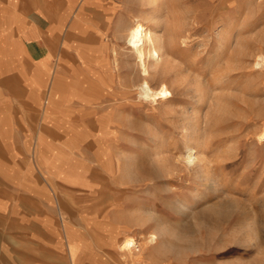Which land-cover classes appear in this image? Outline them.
Segmentation results:
<instances>
[{
    "label": "rangeland",
    "instance_id": "obj_1",
    "mask_svg": "<svg viewBox=\"0 0 264 264\" xmlns=\"http://www.w3.org/2000/svg\"><path fill=\"white\" fill-rule=\"evenodd\" d=\"M173 1L160 0L165 19L158 31L168 44L171 20L177 17L184 21L182 36L174 43L177 63L152 69L150 78L154 87L163 81L171 83L172 95L154 103L139 99V68L123 34L116 30L120 20L130 24L136 16L147 18L154 4L149 0H124L126 8L110 15L103 57L97 58L101 66L99 62L105 61L103 81L108 85L102 89L101 99L91 106L115 118L109 141L116 142L117 160L111 155L110 174L106 169L95 170L93 183L77 190L78 200L63 201L62 206L105 215L101 217L105 219L103 224L118 233V245L127 234L143 243L160 224L166 226L155 247L143 243L145 246L135 248L130 258L117 255L122 264H264V143L256 142L264 124V66H254L258 56L264 54V0ZM146 21L154 27V21ZM230 28L232 39L226 56L238 67L231 78L236 97L230 98L228 110L219 113L204 105L201 121L208 146L196 148L197 158L190 163L183 159L187 155L185 145L195 141L189 137L184 141L182 126L191 121L197 100L192 71L208 67L209 56L217 55L220 36L227 35ZM178 63L192 74L179 73V80H175ZM189 64L194 66L192 70ZM244 70L250 72L244 74ZM156 149L167 155L182 152L178 157L182 158L184 174L168 182L161 172H144ZM114 163L118 168L114 169ZM135 163L131 177H124L122 170ZM139 164H143L141 169ZM198 188L202 203L195 204L192 198ZM178 199L192 205L190 211L179 210L175 204ZM215 202L229 211L227 216L200 213Z\"/></svg>",
    "mask_w": 264,
    "mask_h": 264
},
{
    "label": "crops",
    "instance_id": "obj_2",
    "mask_svg": "<svg viewBox=\"0 0 264 264\" xmlns=\"http://www.w3.org/2000/svg\"><path fill=\"white\" fill-rule=\"evenodd\" d=\"M123 8L0 0V264H122L105 215L62 202L117 160L115 118L91 104L108 85L97 64L105 26Z\"/></svg>",
    "mask_w": 264,
    "mask_h": 264
},
{
    "label": "bare ground",
    "instance_id": "obj_3",
    "mask_svg": "<svg viewBox=\"0 0 264 264\" xmlns=\"http://www.w3.org/2000/svg\"><path fill=\"white\" fill-rule=\"evenodd\" d=\"M159 2H160V0H149V3L154 4V7H152V9L150 10L151 14L149 16H147V18L141 17V16H136L133 18V20L130 24H126L120 20L116 26L117 33L123 34V37L126 41L125 44H127L128 50L130 51L131 55L134 56L136 63L138 65V68H139L141 80L137 85L138 86V97L141 101L148 102V103H152V102L154 103L155 101H157L158 98H162V100L168 99L172 95V91H171L170 85H169L171 83H167L166 81H163L160 84L158 83L159 85L157 87H154L150 82V78L152 76V69H155V68L158 69L159 66L161 67L165 63L170 64L172 66L174 65L173 62H175V59H176L175 55L177 52V47H176L177 44H174V43H175V41H177V38L182 34L181 32L183 31V28H184V21L181 20L180 18L174 17L171 20L172 21V23H171L172 24V27H171L172 32L169 36L168 44H166L167 41L164 40V35H162L158 31V26L165 19L163 17L162 6ZM172 2H174V1L172 0ZM144 3H146V2L144 1ZM175 3H177V2H175ZM171 4H174V3H171ZM146 19H148L149 21H154V24H153L154 27H152V25L147 24ZM227 32H228L227 35H221L220 34L221 36L219 39V47L217 49V55L213 56V57L209 56V58H208L209 61L207 64L208 67H206V69L203 68L200 70V69L196 68L197 70H195V69L191 68L194 66H191L189 64V70L190 69L194 70V72L192 71V73H193L194 79H195L194 82H195V88H196L195 90L197 92V100H196V103L193 104L194 113L192 115L193 117L190 116L192 118V119H190L191 121L187 120V122H185L184 125L182 126L183 127V135L182 136H183L184 141L187 140L188 137H189V139H193L195 141L194 143H188L185 145V148H186L185 150H187V155H185L184 157L182 156V157H183V159L184 158L187 159L188 162L197 158L196 148H199V146L200 147H207L208 146V141H207L205 135L203 134V129L205 130V127L202 126V121H201V119H202L201 111L203 110L204 105L207 104V105L211 106L212 108L215 109L214 110L215 113H219V112H222V111L227 109L228 104L231 102L230 98L236 97V93L233 89V86L231 85V78L236 73L238 67L235 66L234 63H232L229 56H226V49H228L230 47V42L232 39V28H230L229 31H227ZM181 36H180V38H181ZM175 63H177V62H175ZM254 66L255 67L256 66L257 67L258 66H264V54L261 53L258 56V58L255 61ZM184 68H185V66H184ZM184 68H183V66H181V64H179V63L177 64L178 73H176V77L174 78L175 80H179V73L181 74L183 72H186L187 74H190V75L192 74L191 72L187 71ZM249 72H250V70H244L243 71L244 74L249 73ZM166 73H167V71H166ZM242 100L244 102L248 103V101L245 97H243ZM260 111H262V110H260ZM257 113H259V112H257ZM173 132L177 133V130H174ZM256 140H257L256 141L257 144H263L264 143L263 142L264 141V124H263V126L260 130V133L258 134ZM181 154H182V152H181ZM181 154H178V155H181ZM178 155L177 156H176V154L167 155L165 151H158L157 150V153L155 154V156H153L151 158V160H150L151 162L148 163L147 166L143 167L144 172H148L149 175L152 173H155V172H156V174L161 172L160 174H163L164 176H166V178L168 177V182L172 181L174 179L175 175L177 176L179 174H184V172L181 173V171L183 170L182 169L183 167L181 168V166L183 165V164H181V163H183V162H181L182 158L178 157ZM176 157H178L177 158V161H179L178 163L176 162ZM142 165L139 164L138 167L141 169ZM135 169H136V163L132 164L131 166L129 165L122 170V175L124 177L129 178V177H131V175L133 174ZM183 171H185V170H183ZM183 177H184V175H183ZM185 177H186V175H185ZM176 178H178V177H176ZM180 178H182V177H180ZM201 184H203V182ZM214 185H216V183ZM173 186H175V185L172 184V187ZM204 188H205V186H204ZM213 188H215V187H213ZM216 190H217V188H216ZM199 193H200V189L198 188L197 192H195L193 194L192 203H195V204L199 203L200 204L201 197L199 196ZM173 195L176 196L175 194H173ZM171 197H172V194H171ZM205 199L206 198H204V200ZM188 201H189V199H188ZM173 202L174 201H172V203ZM175 204L178 205L177 207H179L178 208L179 210L184 211V212L187 210L190 211L189 208L192 206V205L190 206V204L183 199H178L175 202ZM200 211H202V210L200 209ZM228 212L229 211L220 202H215L213 204L210 203V205L200 213H203L205 216H208V217L209 216H215V217L217 216V218H218V217L227 216ZM185 213H187V212H185ZM165 227L166 226L164 224H160L159 227H157L155 230H153L151 233H149L148 235L145 236V240L143 239L144 240L143 243L149 247L153 246V245H154L153 247H155V244L158 242L159 236L162 235V232L165 231V229H166ZM143 243H140V240H138V238H136L135 236L127 234L123 238V240L120 242L119 249L122 252V255H129V258H130L131 254L136 253L135 248L139 247L140 245H144ZM136 257L134 260H136ZM126 258H127V256H126ZM142 264H150V263L146 262V263H142Z\"/></svg>",
    "mask_w": 264,
    "mask_h": 264
}]
</instances>
